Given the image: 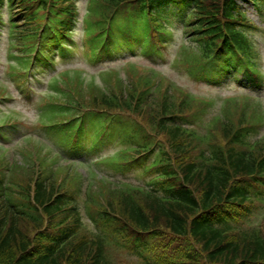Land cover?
<instances>
[{"label":"trees","instance_id":"trees-1","mask_svg":"<svg viewBox=\"0 0 264 264\" xmlns=\"http://www.w3.org/2000/svg\"><path fill=\"white\" fill-rule=\"evenodd\" d=\"M143 1L93 0L86 31H110L122 8L145 12ZM185 1L195 6L189 27L199 48L196 60L226 49L231 63L245 67L236 56L241 54L248 65L244 73L253 80L259 52L246 31L254 25L236 1ZM245 1L264 16V0ZM137 2L141 6L136 9L131 4ZM6 3L13 40L22 52L36 49L38 42L43 47L59 43L77 22L76 0H0V32ZM191 59L185 58L189 68ZM155 77L138 74L130 85L119 83L107 93L109 85H84L80 75L74 79L66 73L56 87L66 97L63 114L73 105L141 117L151 131L145 147L149 139L161 137L165 180H175L173 186L161 187L162 195L90 186L88 201L100 231L96 233L84 222L77 195L70 194L72 182L67 184L61 170L50 167L36 176L30 164L14 163L10 181L0 177V264H123L113 254L114 243L121 242L139 251L143 264H264V223L252 220L264 204V138L251 141L243 129L263 119L260 107L248 112L244 104L237 112V101H229L225 118L217 119L205 137L207 152L202 137L173 120L176 114L191 112L195 102ZM75 188L80 193L81 187ZM178 241L182 245L170 251Z\"/></svg>","mask_w":264,"mask_h":264},{"label":"rangeland","instance_id":"rangeland-1","mask_svg":"<svg viewBox=\"0 0 264 264\" xmlns=\"http://www.w3.org/2000/svg\"><path fill=\"white\" fill-rule=\"evenodd\" d=\"M87 1L88 0H82L79 2L82 16L86 12ZM237 3L249 19L261 28H264V20H262L259 12L251 3H246L242 0H237ZM170 8L171 7H168L167 9L170 10ZM172 23L174 26V41L167 45V47H163V55H153L155 58L154 60L138 54L139 52L136 54L125 52L123 55H119L114 59H105L101 63L91 64L83 54V49H80L76 52L75 56L70 57L68 62H59L56 70L59 71L64 67L80 68L83 70L88 80H95L97 83L103 85L102 74L104 70L115 68L124 75L123 68L126 63L135 62L144 67L154 68L194 95L212 101L213 107L210 112L212 116L219 112L223 98L232 95H250L264 102V85L259 88H246L231 79L222 83L211 84L207 81L198 80L190 76L184 69L178 67L175 64V59L178 54L179 46L186 41V36L183 26L176 19H173ZM81 27H83L82 23L79 25L76 34L78 41H80L82 37L81 31H83V29H81ZM254 38L260 45L264 70V32L260 31L255 33ZM12 64H14V62L8 57V43L6 39H3L0 43V84L7 88L8 98L0 103V131L6 135L3 137L2 133H0L1 153H5L10 160H14L16 157L21 158L22 148L28 149L30 147L40 148L43 154H48V151H50L51 158L57 153L61 154L62 147L59 145V138L56 137V134L44 131V128L40 126L38 114L41 98L48 90V87L46 88L47 82L56 70L37 71L36 75L30 78V87L27 92L29 97H25L15 86L12 77L9 75L8 69ZM5 119H10V122L3 125L1 122ZM99 126H101V124ZM118 127L121 129H128L126 125H118ZM263 133L264 128H262L260 135ZM120 144L119 141L111 142L108 145H104L99 153L101 155L115 154L121 149ZM96 158L97 155L95 153L84 156L82 159L86 160V165H83L79 164V161L76 160L77 157H71L65 154L61 157L58 164L62 167L70 166L71 169H76L84 175L86 179L89 178L91 183H95L87 165L91 164ZM102 172L110 175L112 177L110 178L111 180L119 183L147 185L150 181V176L141 168H133L124 172L113 171L110 168H106L102 170ZM84 214L86 216L85 210ZM130 257L133 258L134 256L130 255Z\"/></svg>","mask_w":264,"mask_h":264}]
</instances>
